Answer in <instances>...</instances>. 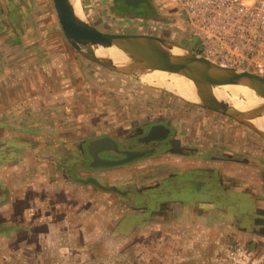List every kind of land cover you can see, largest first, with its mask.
<instances>
[{
	"label": "rangeland",
	"instance_id": "rangeland-1",
	"mask_svg": "<svg viewBox=\"0 0 264 264\" xmlns=\"http://www.w3.org/2000/svg\"><path fill=\"white\" fill-rule=\"evenodd\" d=\"M77 1L88 20L103 31L146 33L188 45L185 16L180 4L174 0H148L149 6L143 7L128 5L124 0ZM14 18L18 23L6 29L4 23ZM1 37L5 38L2 46L10 55L1 69L5 68L9 80L15 78L21 87L29 83L37 84L38 88L22 93L32 97L33 106L20 107L19 101L16 104L20 110L15 111L13 107L7 109V113H0V135L22 137L7 143L6 148L14 155L3 153L1 158L7 160L4 162L7 166L1 167L0 183L4 186L13 184V180H21L15 191L19 196L22 191L26 206L13 210L11 204L6 211L8 222L0 225V264H160L161 260L152 256L154 249L145 248L148 242H152V239L147 241L146 234L148 232L150 236L152 228L157 231L158 227L173 228L174 215L167 214L163 223L157 217H147L145 221L139 218L133 225L136 229L134 234L129 237L118 230V227L123 228L120 230L127 227L124 219L131 209L126 201L134 207L143 204L142 201L151 205L160 194L173 197L179 192V187L189 191V187L180 184L182 182L196 179L209 181L211 177L205 167H187L200 158H209L211 149L218 151V148L237 145L233 144L235 140L232 138L229 144L223 143L228 132L240 135L239 140L236 137L240 147L264 148V136L245 123L199 102L186 100L165 86L149 84L141 80L138 71L112 69L81 55L63 33L52 0H0ZM45 84L48 91L41 86ZM9 96L11 102L17 98L14 92ZM6 115L7 118L9 115L15 117L6 122L2 120ZM157 120L165 121L172 127L170 138L176 139L175 145L166 142L167 145L154 146L145 155L117 165H90V155L85 148L89 140L109 135L126 142L127 138L138 134V127ZM133 144L148 148L154 143ZM22 145L28 148L18 154L17 146ZM175 155L183 156V160L174 161ZM180 163L182 167H187L175 175L179 172ZM20 164L23 166L12 168ZM60 171L70 180L84 182L82 184L87 190L83 199L89 205L88 212L69 213L71 219L65 220L63 225L67 226L70 235L58 230L57 236H46L47 223H42L37 236H16L20 224L17 225L13 218L24 213H19L21 209L32 205L31 195L39 192L36 200L39 211L51 208L49 194L58 189L54 185L48 192L47 187L51 180L60 182L59 177H64ZM4 179H7L5 184ZM151 180L157 185L151 188L156 190L153 196L136 193L146 188V183ZM216 186L222 195L213 197L214 203L209 207L218 204L226 207L225 204H228L227 207H237L239 211L255 209V206L247 204L245 196L238 197L236 202L230 201L229 196L232 192L239 193L237 190L223 196L229 186ZM205 190L203 196L207 198L209 189ZM5 191L0 194V203L8 196ZM10 192L9 199L12 200L14 192ZM53 197L54 200L57 198L55 194ZM225 197L228 203L223 201ZM93 198L100 206H91L89 200ZM140 207L131 208L136 212ZM24 223L29 224V221L21 222L22 232H28L29 228L24 229ZM185 223L189 226L188 220ZM193 229L196 227L193 226ZM192 238L184 236L185 246L180 249L182 254L178 252L181 255L179 260L192 261L195 250L192 245L197 246V253L198 247H202L204 237L197 238L199 243H194ZM209 243L208 246H211ZM168 244L174 246V241ZM229 245L230 242L224 246L217 244L212 258L214 264H238L233 258L241 257L235 252L228 253L232 250ZM78 246L87 249L85 261L76 258L79 252L74 250ZM246 254L242 264H264V257L259 259L256 254ZM204 256L203 250L202 258Z\"/></svg>",
	"mask_w": 264,
	"mask_h": 264
},
{
	"label": "crops",
	"instance_id": "crops-1",
	"mask_svg": "<svg viewBox=\"0 0 264 264\" xmlns=\"http://www.w3.org/2000/svg\"><path fill=\"white\" fill-rule=\"evenodd\" d=\"M15 21H17L16 18L9 19L7 23H4L3 26L8 29L10 26H14L16 23H18ZM0 40H2L0 45V113H7L9 111L7 109L13 107H15L14 110L17 111L20 110V107L33 106V103H31L33 101L32 97H26V95L22 93L25 91H34L35 88H38L37 84L32 85L28 83L21 87V84L15 78L9 80V75L7 74L6 69H1V66L4 65V62H6L5 60L9 58L10 55L6 52V48H3L2 46V44H5V38L1 37ZM1 50L5 51L3 52ZM41 86L46 91H48L47 84ZM11 92H14L17 95L16 100H13L12 102L10 101L9 96L11 95ZM19 101L21 103L20 107H18L16 104L19 103ZM14 117V115H9L7 118L6 115L5 119L2 120L8 122L9 118L13 119ZM1 122L5 123L4 121ZM238 136L240 135L236 132H228L227 137L223 139V143L226 142V144H229L228 141L232 138L233 141L235 140L233 144H237L224 147L227 149L221 148V155L224 154L226 157H218V151H212L211 149V153L208 154L210 155L209 158H200L198 161H195V163L190 164L188 167H182V164L180 163L179 172L177 171L174 173L175 175H178L181 171H184L186 167L189 168L193 165H195V168L199 169L205 167L207 173H209L208 175L211 177L209 181L204 179H196L190 182H182L180 184L189 187V191L179 187V192H177L173 197L161 196L159 193L160 195L158 196L157 201H154L151 205H148L145 203V201H142L144 205H135L134 207L126 201L125 204H128V207H130L131 210H133L131 207H142H140L139 211L136 212L134 210V212L128 210L130 214L129 216L125 215V217H127L124 219L127 227L125 230H120L123 228L118 227V230L120 232L124 231L125 233L122 234L129 235V237H131L136 230L133 228V225L137 219L140 218L145 221L148 218L153 219L157 217V219L161 220L163 223V221L167 219V214L172 213L175 217L173 228L158 227V231L155 229L153 230L152 228L149 230L150 236L148 235V232L146 234L148 237L147 241H151L152 239V242H148V246L145 248L147 250H151L150 248L154 249L153 251L155 253L152 252V256H156V258L158 257L161 260L160 264H214L215 262L212 260V258L215 254L214 251L216 250L217 244L224 246L225 244L228 245L229 242V248L232 250L235 246H241L249 251V253L258 255L259 259L264 257V148L261 147L258 149L252 147L251 149H247V146L244 145L240 147L238 143L239 141L237 142L236 140V137L238 140L240 139ZM17 138L22 137L10 138L0 135V171L1 167L7 166V164L4 163L7 160L1 158L3 153L11 156L14 155L12 151L9 152L10 149L6 148L8 141ZM26 146L27 145L17 146L19 148L17 150L18 154L23 152V150L26 151L28 148V146ZM218 149L220 150V148ZM178 156H174V161L183 160V156H179V159ZM22 166V164L19 166L14 165L12 168ZM151 171L153 172V170ZM60 172L62 175H64V177H59L60 182L51 180L49 187H47V191L49 188H53L54 185L55 189H58L53 191L51 193L52 195L49 194L52 199L51 208L47 210L49 212L46 213L47 211L44 208H41L39 211L36 201L39 196V192L36 191L35 195H31L32 200H30L32 201V205L29 208L21 209L19 213H24L17 216V218H13L17 225L20 224L19 231H16V236H22L24 234L37 236L38 229H40L42 223L44 225L47 223L45 229L48 232L45 234L46 236H57L58 230L62 232V234L63 232H68V235H70V231L67 230V226L65 227L63 225L65 220L69 221L71 219L69 213H75V215H77V213L79 214L83 212L84 214L85 212H88L87 209L89 208V205L86 204V199H83L86 195L85 190H87L82 184L84 182L79 179L70 180L63 171ZM1 177L2 175H0V178ZM6 180L4 179V184L6 183ZM176 180L177 178L175 177V181ZM18 181L13 180V184L11 183L4 186H2L0 183V194L3 193L7 187L5 193L8 195L5 200L0 203V225L6 224L8 222L6 211L11 208V204L13 205V210H16L17 208L20 209L25 204L23 201L22 191H20L21 196L17 195L18 192L16 193L15 191L17 190L15 189L18 186L17 184L22 182L21 180L20 182ZM151 182L152 180L148 181V183H146L147 187L142 188L141 192L136 193H141L143 195L144 193H148L153 196L156 193V190L151 188H154L157 185ZM216 184H219L222 187L229 186V188L225 190L223 196H228V192L230 193L232 190H237L239 192H232L234 195L232 194L233 196H229L230 201L236 202L238 197L241 198L242 196H245L248 203L244 202V204L247 203L249 206L253 205L255 206V209L251 211L248 209L239 211L237 207L236 209L235 207H227L228 204H225L226 207L221 206L220 204L215 207H209V205H213L214 203L213 197L222 195L217 190ZM205 189H209L207 198H204L203 196ZM206 190L205 192H207ZM210 190H212V193ZM240 190H242V192ZM10 191L14 192V199L12 200L9 199ZM134 193L135 191L132 192L133 195ZM54 194L57 197L55 200L53 197ZM135 198L139 199V197ZM223 201H226L227 203L229 202L226 197L223 198ZM89 202L91 206L95 204L99 205V203L96 201V198L90 199ZM24 207L26 206L24 205ZM201 207H203L202 210H200ZM118 219L120 221L121 217ZM24 220L29 221L30 225L25 223L23 224L24 229L29 228L28 232L26 230L22 232L23 228L21 227V222H24ZM186 220L189 221V226H187V223H185ZM158 222L160 223V221ZM193 226L196 227V229H193ZM187 235L189 238L192 236L195 238H192L194 243L198 242V237H204V241L202 240L204 243L201 248L198 247V253L197 246L192 245V247L195 248L194 259L192 261H183L185 259L179 260V258H181L180 254H182L180 249L185 246L183 239L184 236ZM171 240L174 241V246H170V244H168ZM219 242L221 244H219ZM208 243L211 246H208ZM233 244L235 245L231 247ZM86 250V247L81 248L79 246L76 250H74L79 252V255L76 257L77 260L80 261L81 259L85 261ZM203 250L205 251L204 258H202ZM232 250H229L228 253ZM178 252H180V254H178Z\"/></svg>",
	"mask_w": 264,
	"mask_h": 264
},
{
	"label": "water",
	"instance_id": "water-1",
	"mask_svg": "<svg viewBox=\"0 0 264 264\" xmlns=\"http://www.w3.org/2000/svg\"><path fill=\"white\" fill-rule=\"evenodd\" d=\"M143 1L149 2L148 0ZM52 2L63 33L81 55L120 71L133 72L132 69L136 68L146 72L149 70L155 74L159 72H167L168 75L171 74L169 72L179 73L192 79L196 84L199 100L189 101L199 102L207 108L224 113L252 127L264 136V131L250 122V119L260 113V109L264 107L263 103L251 109L241 110L235 108L227 100L217 98L212 91L215 86L241 84L251 89L255 94L264 97L263 75L245 68L219 64L187 45L166 37L146 33L103 31L88 20L83 10V17L77 16L71 0H52ZM124 2L132 6L141 4V0H124ZM97 45L116 47L126 51L133 58L132 62L124 66L125 68L117 67L111 60L102 59L95 54L93 46ZM172 46L182 49L183 52H172L169 49ZM225 87L229 88L228 85ZM227 88L226 90H228ZM168 130L169 128L164 124H154L149 128L144 139H161L166 136ZM87 149L93 157L90 163L93 166L125 163L148 152L145 150H127L124 151V156L120 158L100 157L99 151L117 149L116 140L109 135L91 139Z\"/></svg>",
	"mask_w": 264,
	"mask_h": 264
},
{
	"label": "built area",
	"instance_id": "built-area-1",
	"mask_svg": "<svg viewBox=\"0 0 264 264\" xmlns=\"http://www.w3.org/2000/svg\"><path fill=\"white\" fill-rule=\"evenodd\" d=\"M186 21L187 46L222 65L241 67L264 76V0H174ZM241 259V246L231 251ZM253 263V262H252Z\"/></svg>",
	"mask_w": 264,
	"mask_h": 264
},
{
	"label": "bare ground",
	"instance_id": "bare-ground-1",
	"mask_svg": "<svg viewBox=\"0 0 264 264\" xmlns=\"http://www.w3.org/2000/svg\"><path fill=\"white\" fill-rule=\"evenodd\" d=\"M71 1L73 2V7L76 15L79 17H83L79 2L77 0ZM169 49L172 52L176 53L183 52L182 49L176 46L169 47ZM93 50L98 57H101L102 59L111 60L117 67L125 68L124 66H126L128 63H131L133 59L126 51H123L116 47H103L97 45L93 46ZM132 70L138 71L140 73L141 80L143 79L146 82L148 81L149 84L152 83V85L154 84L165 86L170 90L174 91L179 96L188 100H199L195 82L192 79L184 77L179 73L169 72L171 74L168 75L167 72H159L155 74L153 72H150L149 70L147 72L145 70L141 71L136 68H133ZM226 85H228L229 88L225 87ZM226 85L221 87H213V94L217 98L227 100L235 108L247 110L262 105L261 103L264 104V97L255 94L248 87L241 84ZM226 88L228 90H226ZM250 122L253 123V125H255L258 129L264 131V107L260 109V113L256 117L250 119Z\"/></svg>",
	"mask_w": 264,
	"mask_h": 264
},
{
	"label": "flooded vegetation",
	"instance_id": "flooded-vegetation-1",
	"mask_svg": "<svg viewBox=\"0 0 264 264\" xmlns=\"http://www.w3.org/2000/svg\"><path fill=\"white\" fill-rule=\"evenodd\" d=\"M120 1H123V0H120ZM143 7V6H149V2H146V1H143L141 0V4L139 5H135L134 7ZM154 124H164L166 125L169 130L166 134L165 137L163 138H150L148 140H145V136L147 135L148 133V130L149 128L154 125ZM173 133V129L170 125H168L165 121H162V120H157V121H151V122H148L146 123L144 126H141V127H138V134L135 136V135H132L131 137H129V139L127 138L126 139V142H121L119 141L118 139H115L116 142H117V149H109V150H103V151H99L98 152V155L100 157H103V158H120V157H123L124 156V151H127V150H145V151H151L153 148H155L156 146L158 145H167L168 143L169 144H176L177 141L175 138H170V135ZM90 141V140H89ZM88 141V143H89ZM135 142H139V143H144V144H149V143H154L153 146L151 147H148V148H141V147H138L136 144H133ZM168 142V143H166ZM88 143L86 144V150H87V153L90 155V158H89V161L93 159L92 155L88 152V149H87V145ZM155 146V147H154ZM216 151V150H214ZM147 152V153H148ZM221 150L218 149V157L220 158H224L226 157V155H221ZM139 158V157H138ZM137 159V158H135ZM134 160V159H132ZM90 161V163H91ZM131 161V160H130ZM117 165V164H115ZM96 166H103V165H96ZM111 166V165H110ZM93 180V178H91Z\"/></svg>",
	"mask_w": 264,
	"mask_h": 264
},
{
	"label": "trees",
	"instance_id": "trees-1",
	"mask_svg": "<svg viewBox=\"0 0 264 264\" xmlns=\"http://www.w3.org/2000/svg\"><path fill=\"white\" fill-rule=\"evenodd\" d=\"M83 149V148H82Z\"/></svg>",
	"mask_w": 264,
	"mask_h": 264
}]
</instances>
